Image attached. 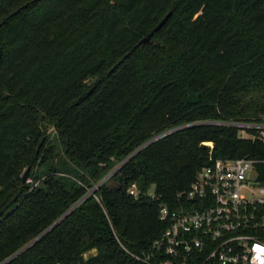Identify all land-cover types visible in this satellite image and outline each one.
Wrapping results in <instances>:
<instances>
[{
  "label": "trees",
  "instance_id": "16d2710c",
  "mask_svg": "<svg viewBox=\"0 0 264 264\" xmlns=\"http://www.w3.org/2000/svg\"><path fill=\"white\" fill-rule=\"evenodd\" d=\"M263 118L264 0H0V264H140L117 239L147 249L210 157L264 159L223 124ZM55 145L78 181L23 183Z\"/></svg>",
  "mask_w": 264,
  "mask_h": 264
},
{
  "label": "built area",
  "instance_id": "2783aa9c",
  "mask_svg": "<svg viewBox=\"0 0 264 264\" xmlns=\"http://www.w3.org/2000/svg\"><path fill=\"white\" fill-rule=\"evenodd\" d=\"M223 124L238 127L241 137L264 141V118ZM259 163L264 159L210 157L188 188L176 194L173 205L159 203L158 218L165 229L147 249L132 252L117 239L122 250L140 264H264ZM126 192L133 199L140 196L135 182Z\"/></svg>",
  "mask_w": 264,
  "mask_h": 264
},
{
  "label": "rangeland",
  "instance_id": "374dc122",
  "mask_svg": "<svg viewBox=\"0 0 264 264\" xmlns=\"http://www.w3.org/2000/svg\"><path fill=\"white\" fill-rule=\"evenodd\" d=\"M238 134L243 135V133L240 131L238 132ZM48 168L53 169V170L50 171V170H48ZM25 170L23 171L21 176L24 174ZM46 171H50L52 174H54V176L56 178L64 181L66 184H70L71 182L78 181V175L81 173H84V169L82 167H79L78 165L72 163L63 154V152L60 150V148L57 145L54 146V155L48 159L47 163L43 166H39L36 169H34V172H35V175L37 176V179L33 180L27 174V179L25 182L31 183V188L39 187L42 183L43 178L46 175L44 173ZM28 173H29V171H28ZM110 184H113V182H110ZM94 252H95L94 250H91V251L87 252L85 255L92 254Z\"/></svg>",
  "mask_w": 264,
  "mask_h": 264
},
{
  "label": "water",
  "instance_id": "95a60500",
  "mask_svg": "<svg viewBox=\"0 0 264 264\" xmlns=\"http://www.w3.org/2000/svg\"><path fill=\"white\" fill-rule=\"evenodd\" d=\"M168 15L169 14H167L163 19H161L160 21H159V23L155 26V28L153 29V31H157L164 23H165V21L167 20V18H168ZM153 31H151L150 33H148V35L147 36H145L144 38H142L141 40H140V42H142V43H147L148 41H149V38H150V36L152 35V33H153ZM185 126H188V125H185ZM184 126V127H185ZM178 128H181V127H178ZM178 128H174V129H171V130H168V131H165V132H163V133H161V134H158V135H156V136H154V137H152L151 139H149L147 142H145L143 145H141L138 149H136L133 153H131L127 158H125L123 161H122V163L123 162H125V160H127L130 156H132L137 150H139L140 148H142L143 146H145L146 144H148V143H150V142H152V141H154V140H156L157 138H159V137H161V136H163L164 134H167V133H169V132H171V131H173V130H176V129H178ZM122 163H120L117 167H115L112 171H110V173H108L107 175H105L102 179H101V181L98 183V185L99 184H101L103 181H105ZM28 171H29V168H27L26 170H25V172H24V174L22 175V182L24 183L25 181H26V179H27V174H28ZM95 189V187L94 188H92L87 194H89V193H91V192H93V190ZM86 194V195H87ZM85 195V196H86ZM73 207H71L67 212H69L71 209H72ZM66 214V213H65ZM64 214V215H65ZM60 219H58L57 221H55L49 228H47L45 231H43L40 235H38L36 238H34L32 241H30L28 244H26L24 247H22L19 251H17V253H19V252H21V251H23V250H25L26 248H28L30 245H32L34 242H36L43 234H45L51 227H53L58 221H59ZM16 253V254H17ZM6 261H4L3 263H1V264H4Z\"/></svg>",
  "mask_w": 264,
  "mask_h": 264
}]
</instances>
